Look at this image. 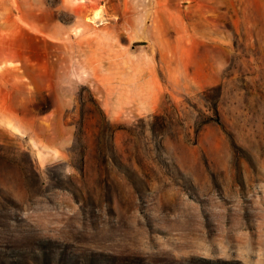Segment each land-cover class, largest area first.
<instances>
[{
    "label": "rangeland",
    "instance_id": "1",
    "mask_svg": "<svg viewBox=\"0 0 264 264\" xmlns=\"http://www.w3.org/2000/svg\"><path fill=\"white\" fill-rule=\"evenodd\" d=\"M0 264H264V0H0Z\"/></svg>",
    "mask_w": 264,
    "mask_h": 264
},
{
    "label": "bare ground",
    "instance_id": "2",
    "mask_svg": "<svg viewBox=\"0 0 264 264\" xmlns=\"http://www.w3.org/2000/svg\"><path fill=\"white\" fill-rule=\"evenodd\" d=\"M96 17V16H95Z\"/></svg>",
    "mask_w": 264,
    "mask_h": 264
}]
</instances>
